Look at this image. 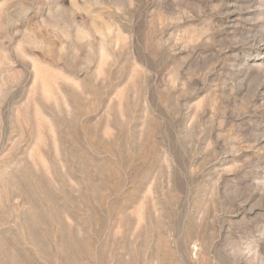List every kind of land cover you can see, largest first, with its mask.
I'll return each mask as SVG.
<instances>
[{
	"label": "rangeland",
	"instance_id": "obj_1",
	"mask_svg": "<svg viewBox=\"0 0 264 264\" xmlns=\"http://www.w3.org/2000/svg\"><path fill=\"white\" fill-rule=\"evenodd\" d=\"M0 264H264V0H0Z\"/></svg>",
	"mask_w": 264,
	"mask_h": 264
},
{
	"label": "bare ground",
	"instance_id": "obj_2",
	"mask_svg": "<svg viewBox=\"0 0 264 264\" xmlns=\"http://www.w3.org/2000/svg\"><path fill=\"white\" fill-rule=\"evenodd\" d=\"M37 72V71H36ZM37 74H38V72H37ZM37 74H35V75H37ZM44 83V82H43ZM49 84V83H48ZM44 86H46V85H43V88H44ZM46 88V87H45Z\"/></svg>",
	"mask_w": 264,
	"mask_h": 264
}]
</instances>
